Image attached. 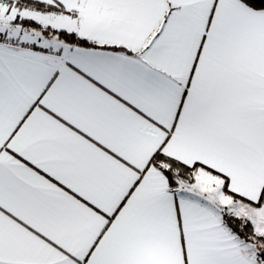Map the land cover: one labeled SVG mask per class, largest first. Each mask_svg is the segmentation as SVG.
I'll use <instances>...</instances> for the list:
<instances>
[{
  "label": "snow or ice",
  "instance_id": "obj_1",
  "mask_svg": "<svg viewBox=\"0 0 264 264\" xmlns=\"http://www.w3.org/2000/svg\"><path fill=\"white\" fill-rule=\"evenodd\" d=\"M0 264H264V0H0Z\"/></svg>",
  "mask_w": 264,
  "mask_h": 264
}]
</instances>
